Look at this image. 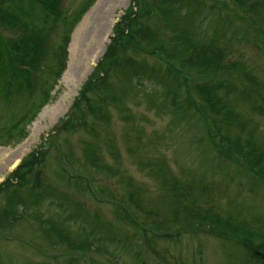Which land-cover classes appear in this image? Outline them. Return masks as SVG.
I'll return each instance as SVG.
<instances>
[{"label":"rangeland","instance_id":"374dc122","mask_svg":"<svg viewBox=\"0 0 264 264\" xmlns=\"http://www.w3.org/2000/svg\"><path fill=\"white\" fill-rule=\"evenodd\" d=\"M233 1L223 0L220 1L221 4L217 1L208 3L202 1L205 8L208 5L215 7L213 14L201 25L196 24L201 20V15H197L195 25L185 26L183 29L189 34L195 32L191 41L197 49H202L206 46L203 45V41H208V49L215 53L224 51L223 55L220 52L216 54L208 52V57H198L197 51L192 49L189 57L184 54L179 56L176 52L178 56H172V60L167 63L173 66L183 60L190 64L189 73L182 72L178 66L182 73L181 80L188 90L186 93H182L183 90L179 91L182 94L178 102L182 107L185 106L188 96L202 103L205 90L212 87L216 90L217 100L219 97L232 105V111L226 113L228 118L220 126L224 128L226 136L235 140L240 138L245 149H253L254 143L259 139L258 149H253L254 154L251 156V160L258 161V154L264 151L259 149L264 148V0H242L243 2L236 0L238 3ZM226 2L227 4L223 5ZM85 4H88L86 11L77 18L70 31L67 27L62 30V35L68 33L66 40H61L60 30L55 33L47 29L41 30V41L48 47H45L47 51L51 52L52 49L61 47L60 54L64 65V68L54 76V80L45 74L48 57L40 62L39 68L43 64L45 66L41 67V72L39 70L33 73L34 83L38 88L46 86L47 82L48 86L45 87L49 95L47 100L44 98L34 107L32 113L26 111L23 113L22 106L26 102V97L20 93L27 90L25 81L19 79L16 86L6 83L2 85L0 81V182L23 156L40 145L45 135L48 136L67 113L78 88L91 73L92 63L99 59L109 43L110 26L120 20L130 0H62L61 8L66 13V21L75 19L78 9ZM250 4L259 5L253 15H248L242 9L243 6L248 7ZM19 5L27 9V0L24 2L14 0L11 6L16 10L15 13L16 6ZM21 16L26 19L24 21L29 26H41L31 21L28 14ZM17 24L25 25L21 21ZM144 24L160 33L164 23L157 17L150 16ZM100 26L104 29L102 34H98ZM16 28L17 26L13 27L12 24L7 27L0 25V34L5 42L15 40L20 34ZM32 34H35V31L24 36ZM103 37L106 41H103ZM171 37L172 34H161L160 39L156 38V43L158 41L162 44L164 41L165 47L171 48L172 41L169 40ZM154 46L155 44H146L144 53L134 51V54L131 52L128 56L147 73L161 75L165 71V65L159 57L150 54V51L155 49ZM52 61L55 62L50 56L48 63ZM229 64L235 67L227 69ZM76 67H80V70L73 74ZM242 70L246 71V75L249 74L248 78L241 73ZM250 76L256 84H251ZM113 82V87L124 91L125 94L119 105L110 104L107 107L110 120L106 125L101 123L96 125L94 128L96 138L85 131L65 133L56 137L59 148L64 154H69L73 169L91 177L92 189L96 191L100 201H95L87 194L80 183H60L51 156L43 167V173L50 187L58 189L76 201L86 215L94 217L97 214L101 223L109 225L108 232L123 241L127 237V244L123 248L121 245L102 242L99 251L95 247H90L87 250L88 256L82 258L79 257L80 253L77 255L64 248H45L49 256L56 257L51 261L52 264H69L71 259H76L72 264H136L133 253L138 250L131 248L134 228L120 215L114 214L112 208L114 203L106 197V194L110 193L120 198L127 192L121 180L124 177L129 178L133 185L140 189L141 204L144 209L153 211L154 220L161 219L168 221L169 225H174L168 193L174 186L177 188L187 186L190 188L188 198L190 203L201 202L204 208H211V214L218 217L220 215L223 219L233 217L234 220L240 221L241 225L249 224L264 234V188L251 187L247 184V178L244 176L250 175L239 174L238 168L236 169L235 164L225 157L220 148L215 144L217 149L212 148L208 140V131H203L199 127L200 119L195 109L187 110L184 114L174 112L168 100L164 98L163 90L154 81L141 80L139 87H129L116 80ZM37 101L41 100L34 98V102ZM251 107H254L258 114L253 113ZM23 115L26 118L19 123L18 120ZM123 116L129 118L124 120ZM251 130L252 138L245 136ZM248 139L251 144H246ZM85 143L92 144L94 149H97L99 162L108 165L116 173L91 171L83 161ZM147 163L149 167H143ZM100 188L106 194H101ZM128 209L136 213L132 208ZM30 211L43 220L57 223H62L66 217L65 214L46 205H40ZM86 215L84 217H87ZM138 216L143 221L141 218L143 215L138 212ZM67 223L72 230L76 227V224ZM31 229H25L20 242L6 244L2 250L20 257L22 252L23 254L25 252L24 247L27 248L33 239L34 227L31 226ZM78 237L79 240L83 239L80 235ZM135 240L139 243L138 239ZM229 246L231 247L230 244L210 236L190 237L183 234L180 242L164 245L163 248L167 249L166 259L169 264H198L199 257L201 264H227L224 258ZM139 251L144 264L157 262L145 248H140ZM46 259L38 261L45 264Z\"/></svg>","mask_w":264,"mask_h":264},{"label":"trees","instance_id":"16d2710c","mask_svg":"<svg viewBox=\"0 0 264 264\" xmlns=\"http://www.w3.org/2000/svg\"><path fill=\"white\" fill-rule=\"evenodd\" d=\"M19 1L24 2V0ZM202 1H217L221 4V0H130V6L112 29L113 37L110 39L104 55L80 87L65 120L54 129L53 134L47 137L44 141L45 144L42 143L22 158L16 169L0 183V203H3L0 205V244L3 243L0 245V264H44L38 260L46 258L47 262L45 264H52L51 261L55 260L56 257L49 256L45 248H64L66 251L77 255L80 253V258L88 256L87 250L90 247H95L99 251L102 242L121 245L125 248L127 237L123 241L116 235H111L108 232L109 225L101 223L97 214L94 217L86 215L76 201L71 200L58 189L50 187L43 173V167L46 165L48 157L51 156L60 183H80L87 194L95 201H100L96 191L92 189L91 177L82 174L80 170L73 169L69 154H64L60 148L56 149L54 142L57 140L58 135L78 131H85L96 138L97 134L94 130L96 125L98 123L106 125L110 120L107 107L110 104L119 105L122 96L125 94L124 91L113 87V80L120 81L129 87L141 86V80L144 79L154 81L163 90L164 98L168 100L169 106L173 108L174 112L184 114L187 110L195 109L194 111L200 119L199 127L203 131H208V140L212 148L217 149L214 144L220 148L225 157L235 164L236 169L238 168L239 174L247 173L250 175L244 176V178H247V184L251 187L264 188V165H262L264 151L258 154V161L251 160V156L254 154L253 149H258L259 139L254 143L256 147L253 145V149L244 154L242 149H245V147L241 139L238 138L237 141L235 138L226 136L223 132L224 128L220 126L228 118L226 113L232 111V105L224 102L219 97L217 100L214 87L205 90L206 94L202 103L189 96L186 103H184V107L178 102L180 95L188 91L181 80V71L189 73L191 67L188 62L183 60L180 64L173 66H170L167 62L172 60V56H178L176 55L177 51L179 56L184 54L189 57L191 47L183 46L182 42L178 44L177 40H185L191 45L192 36L183 31L184 27L195 23V16L197 15H201L199 24H202L213 14L215 7L205 8ZM235 1L233 3H238ZM12 3H14V0H0V25L5 27L11 24L13 27L17 26L16 29L20 34L11 42H5L0 34V81L2 85L6 83L15 84V86L19 79L25 81L27 90L20 93V95L26 97V102L22 106L23 113L26 111L30 114L44 98L46 100L49 98L47 88H45L48 86L47 82L45 81L46 86H39L40 88L34 83L33 73H37L44 66L43 64L39 68L40 62L43 59L45 61L48 57L45 74L50 75L53 80L60 69L64 68L60 54L61 47L56 50L52 49L51 52L47 51L48 47L41 41V30L47 29L53 33L60 30L61 40H66L68 33L62 35V30L67 27L70 31V27L84 13L88 4L82 6L78 10L76 18L68 22L66 21V13L60 15L57 12L56 0H27V9H24L22 5L16 6V13V10L11 6ZM226 4L227 2L223 3V5ZM236 7L241 8L240 6ZM258 7V4H250L248 7L243 6L242 9L248 15H253L254 10ZM203 9H206V11L202 13ZM27 14L31 21L45 26H29L24 21L26 19L21 16ZM150 16L157 17L160 22L170 21L171 28H164L169 29L170 34H172L169 39L172 41L171 48H166L164 41L162 44L158 41L156 43V38L158 39L161 34H166V32L160 31L159 33L158 30L148 28V25L144 23ZM18 20L25 23V25H18ZM33 31H35V34L24 36V34ZM146 44H155L156 49L150 54L158 52L163 56L165 65L163 74L147 73L132 57L128 56L131 55V52L134 54V51L144 53ZM196 51L199 54L198 57H208V52L211 54L218 52L215 53L206 47L196 48ZM220 53L223 55L222 51ZM49 54L55 62L48 63ZM193 55L196 56V54ZM178 66L181 71L178 70ZM195 67L198 69L197 66ZM234 67V65L229 64L227 69H233ZM241 73H244L247 78L249 77V74L246 75V71L242 70ZM38 79L39 76H37L36 81ZM250 82L252 85L256 84L251 76ZM180 90H183L182 93H179ZM34 98H39L41 101L35 103ZM251 110L253 113L258 114L254 107H251ZM121 111H123L122 108ZM222 115H225V117L223 118ZM25 118L26 116H21L18 122L21 123ZM128 118V116L124 117L125 120ZM252 135L253 131L251 130L245 136L252 138ZM218 140L219 142H217ZM223 142L225 146L222 149L220 144L222 145ZM246 144H251L250 139L246 141ZM259 149L264 148L260 147ZM82 156L84 164L90 167L91 171L116 173L108 165L99 162L97 149H94L92 144L85 143ZM64 158L68 159L65 160ZM143 167H149V164L147 163ZM121 180L127 188V192L122 197L116 198L110 193L107 195L101 188L99 191L101 194L105 193L108 200L114 203L112 207L114 214L120 215L124 221L126 220L134 228L131 236V242L133 243L131 248L138 250L133 253L136 264H144L143 256L139 251L140 248H145L152 255V258L157 260L155 264H169L166 259L167 249L163 246L180 242L183 234H188L190 237L206 235L230 244L231 247L229 246V249L225 252L224 258L228 264L236 261H240V264H264V234L252 228L249 224L241 225L240 221L234 220L233 217L223 219L220 215L218 217L211 214V208H204L201 202L190 203L188 201L189 187L177 188V186H174L169 190L170 214L173 218L172 224H174L169 225L168 221L154 220L153 211L144 209L139 199L140 189L133 185L129 178L124 177ZM173 184L176 183L173 182ZM40 205L58 210L66 215L65 219L62 223H57L51 220H43L39 215H33L30 210ZM128 208H132L136 213L129 211ZM138 212L144 216H141L143 221L138 216ZM84 215L87 217H84ZM67 222L76 224V227L72 230ZM31 226L34 227V236L27 248L23 246L25 248L24 254L22 252L20 257H16L11 252L2 250L6 244L13 241L20 242L23 239L22 235L25 233V229H31ZM115 232L118 231L115 230ZM79 235L83 238L82 240H79ZM135 239H138L139 243ZM39 242H43V244ZM161 245L163 246L160 247ZM75 260L71 259L69 264H72ZM201 262L199 257L198 264H201Z\"/></svg>","mask_w":264,"mask_h":264},{"label":"bare ground","instance_id":"6f19581e","mask_svg":"<svg viewBox=\"0 0 264 264\" xmlns=\"http://www.w3.org/2000/svg\"><path fill=\"white\" fill-rule=\"evenodd\" d=\"M103 31H104L103 27L100 26V27L98 28V34H99V33L102 34ZM108 32H109V31H108ZM103 41H106V38L103 37ZM79 70H80V67H76V68L74 69V71H73V74H76L77 72H79ZM81 70H82V69H81Z\"/></svg>","mask_w":264,"mask_h":264}]
</instances>
